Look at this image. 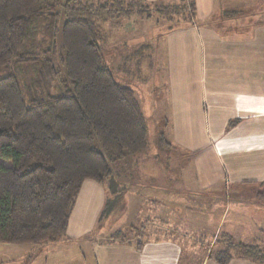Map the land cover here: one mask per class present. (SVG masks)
Here are the masks:
<instances>
[{
  "label": "crops",
  "instance_id": "0c3cea01",
  "mask_svg": "<svg viewBox=\"0 0 264 264\" xmlns=\"http://www.w3.org/2000/svg\"><path fill=\"white\" fill-rule=\"evenodd\" d=\"M134 1L193 6L190 22L163 38L165 79L154 102L166 109L168 147L183 159L168 167L157 156L138 160L142 182L124 180V223L108 233L97 232L108 191L84 180L66 234L38 246L0 243V264H180L194 238L259 245L264 236V0ZM140 192L142 201L133 200ZM145 220L164 235L137 244L116 238Z\"/></svg>",
  "mask_w": 264,
  "mask_h": 264
},
{
  "label": "trees",
  "instance_id": "16d2710c",
  "mask_svg": "<svg viewBox=\"0 0 264 264\" xmlns=\"http://www.w3.org/2000/svg\"><path fill=\"white\" fill-rule=\"evenodd\" d=\"M84 1L0 0V243L38 246L62 238L86 179L108 191L101 219L127 185L112 165L146 148L140 104L100 53L99 23L116 20L113 3ZM38 61L43 80L56 79L57 93L22 91L15 67ZM157 137L168 148L163 133ZM117 236L123 240L124 231ZM229 240L212 258L216 264L233 257L264 264V247Z\"/></svg>",
  "mask_w": 264,
  "mask_h": 264
},
{
  "label": "rangeland",
  "instance_id": "374dc122",
  "mask_svg": "<svg viewBox=\"0 0 264 264\" xmlns=\"http://www.w3.org/2000/svg\"><path fill=\"white\" fill-rule=\"evenodd\" d=\"M120 1V6L118 4L115 6L113 0L93 2L96 5L106 3L108 6L113 3L110 9L112 17L116 20L114 22L108 21L104 24L98 22L104 36V39L99 41L100 53L106 66L111 69L115 80L133 90L146 116L148 135L145 150L125 162H116L112 165L115 174L121 181L131 178L130 180L133 179L139 184L142 181L141 179L138 181L136 179L139 175H137L136 162L141 161L143 158L148 159L149 157L157 156V160L159 162L162 161V164L166 167H168V164L172 165L173 162L183 159L178 156L179 154L175 155L176 150L160 146L157 137L159 133H163L166 141L168 140L163 119L166 109L154 106V102L159 100L165 79L163 67L165 63V48L163 38H165L171 28H179L189 23L192 11L188 2L165 4L164 1H151L143 5L135 3L136 6L134 7L128 0ZM84 3H90V1L85 0ZM116 10L119 13L130 12V14L127 15L126 13V17L119 16ZM43 24L44 21L39 20L36 25L37 27H41ZM40 27L39 29H41ZM15 70L17 71L18 82L24 93H27L30 88L41 94H44L46 91L52 93L59 91L56 79L47 75L43 80L44 77H41L39 74L41 70V62L39 61L17 66ZM3 72L5 70H0V73ZM60 78H63V76L61 75ZM110 197H112L111 194ZM132 198L133 200L142 201L141 192L139 197L133 195ZM111 206L110 203L106 209L105 216L101 217L97 232H103L104 230L105 233H108V230L116 229L117 226L123 225V216L118 219L122 211L124 213V210L121 209V203L116 204L115 207ZM133 207L131 209L132 215L136 214L135 204ZM132 215L130 216L131 219ZM110 216L112 217L111 221L109 219ZM108 223L110 224L109 226H107ZM125 223L127 224L126 220ZM154 226L152 221H147L146 224L142 223L134 228H127L124 231V238L136 244L140 243L148 237L151 238ZM164 232H157L156 230L154 233L162 236ZM207 237L194 238L188 241L184 250L190 253V262L181 260L180 264H201L200 261L215 257L218 252L225 250L230 245V240L227 236L218 235L212 237L208 235ZM116 238L122 240L119 236ZM256 243L259 245L264 244V236L256 240ZM230 252L234 255L236 254L234 250H230Z\"/></svg>",
  "mask_w": 264,
  "mask_h": 264
}]
</instances>
